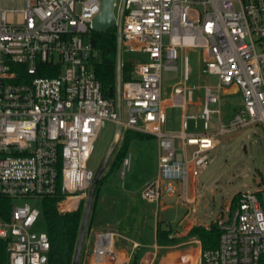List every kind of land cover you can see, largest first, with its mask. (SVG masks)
<instances>
[{
    "label": "built area",
    "instance_id": "built-area-1",
    "mask_svg": "<svg viewBox=\"0 0 264 264\" xmlns=\"http://www.w3.org/2000/svg\"><path fill=\"white\" fill-rule=\"evenodd\" d=\"M2 2L0 196L14 204L11 220L0 219V238L9 239L10 264H49V235L34 230L40 209L15 200L59 193L67 200L87 199L95 178L89 161L107 121L157 139L158 174L141 190L156 205L164 186L167 193H176L171 180H181L180 196L190 200L188 178L208 167L215 137L264 126V0H115L119 13L124 5L122 49L146 55L132 78L122 81L126 121L119 119L117 99L104 94L92 69L98 51L85 40L102 0H24L23 8L10 10ZM9 14L20 21H11ZM190 47L205 50L202 73L218 80L204 85L202 111L186 114L184 130L175 133L164 127V109L180 106L186 111L192 103L188 57L183 80L172 86L168 98L163 72L177 70L180 49ZM59 69L58 75H40ZM234 93L242 95L244 106L224 123L223 95ZM213 114L219 123L216 132H187L188 117L196 127L201 119L208 129ZM188 145L196 146L190 155ZM122 163L124 176L130 155ZM229 211L228 219L218 220V245L202 250L198 264H264V189L241 192Z\"/></svg>",
    "mask_w": 264,
    "mask_h": 264
},
{
    "label": "rangeland",
    "instance_id": "rangeland-1",
    "mask_svg": "<svg viewBox=\"0 0 264 264\" xmlns=\"http://www.w3.org/2000/svg\"><path fill=\"white\" fill-rule=\"evenodd\" d=\"M4 8L21 9L24 7V0H3ZM115 14L119 15V7H115ZM9 19L19 22L20 18H15L9 14ZM177 70H166L163 72L164 95L170 96L172 86L183 80L184 57H188L189 80L187 85L193 88L192 103L188 104L186 114L195 115L202 111L204 105V85L215 83L218 77L202 73L204 67L205 50L201 47L182 48L179 52ZM146 55L140 52L122 51V62L131 61L134 64L142 62ZM244 106V100L240 93L223 95L221 102L222 121L228 123L235 115L236 111ZM212 107H216L212 105ZM184 108L180 106H168L165 112L166 130L180 133L184 130ZM128 118V109L122 107V119ZM198 126H195V119H186L187 132L192 135L202 133H214L219 129L217 116L213 114L210 126L205 128L204 122L199 119ZM117 125L107 121L99 133L96 141L95 151L89 161V167L95 172L102 164L111 146L117 141ZM127 130L123 128L121 137L115 151L108 161V165L101 175L104 184L100 186L101 195L117 194L124 190H137L144 183L150 181L156 174L157 168V139L146 140L131 139L128 143L127 155L131 157L130 168L123 176V163L115 166V162L126 142ZM119 136V135H118ZM117 137V138H116ZM217 146L210 151L209 165L201 170L196 177L195 186L193 177L187 181L188 195H192L195 187L197 201L188 203L180 196L182 193L181 180H171L176 187L175 194H169L162 189V198L159 209V219L164 228H183L187 223L194 221L197 225H208L220 219L226 220L231 215L232 207L240 196L241 192H252L259 188L264 189V126L262 124L241 128L232 133L219 135L214 138ZM182 140L178 138L176 145L180 146ZM196 148L188 145V155ZM157 154V156H156ZM153 180V179H152ZM85 198V207L87 205ZM25 202L37 206L42 211L41 200L38 198H18L16 204ZM154 207V206H153ZM36 231H46L47 224L43 212L34 226ZM150 242L154 241L151 233Z\"/></svg>",
    "mask_w": 264,
    "mask_h": 264
},
{
    "label": "crops",
    "instance_id": "crops-1",
    "mask_svg": "<svg viewBox=\"0 0 264 264\" xmlns=\"http://www.w3.org/2000/svg\"><path fill=\"white\" fill-rule=\"evenodd\" d=\"M186 111L184 110V117ZM164 127L166 129L165 121ZM151 138L155 137L151 135L149 138L138 140ZM156 153L159 163L158 142ZM158 163L156 174L152 179L158 174ZM101 178V183L96 189L79 264H198L202 243L197 237L188 238L176 245L158 244L157 228L159 223L162 224L158 217L160 205L147 202L141 195L142 188L152 179L137 190H124L115 195L114 193L101 195L100 186L105 181L103 177ZM195 182L196 177H193L194 186ZM188 196L190 200L184 201L188 203L197 201L195 187L192 195ZM68 201L69 199H64L59 204L61 211L77 209L85 201V197L77 196L66 204ZM84 208H86L85 205ZM196 225L194 221H191L183 228L170 229L173 231V236L183 237ZM151 233L154 236L153 242L149 241Z\"/></svg>",
    "mask_w": 264,
    "mask_h": 264
},
{
    "label": "trees",
    "instance_id": "trees-1",
    "mask_svg": "<svg viewBox=\"0 0 264 264\" xmlns=\"http://www.w3.org/2000/svg\"><path fill=\"white\" fill-rule=\"evenodd\" d=\"M85 40L92 44L98 51V55L92 59V69L96 77L101 81L104 94L110 98H116L117 84V49L118 34L117 27H113L105 32L91 31L85 36ZM136 64L131 61H123L122 81H127L133 76ZM59 70L40 72V75L54 76L58 75ZM151 135L141 132L127 130L126 142L120 152L115 166L122 164L127 156L128 143L131 139H145ZM102 178L95 185L94 192L101 183ZM65 195L59 193L55 196H49L40 199L42 211L47 224V233L51 242L49 254V264H73L76 246L80 236L81 224L84 216V205L82 202L77 209L61 211L59 204L65 199ZM14 199L6 196H0V219L3 221L11 220L12 206ZM221 230L218 222L211 223L208 227L196 225L190 229L187 235L183 237L173 236L170 228L162 227L158 224L157 242L159 245H176L184 240L197 237L202 243V250L215 248L218 245ZM9 239L0 238V264L9 263Z\"/></svg>",
    "mask_w": 264,
    "mask_h": 264
},
{
    "label": "water",
    "instance_id": "water-1",
    "mask_svg": "<svg viewBox=\"0 0 264 264\" xmlns=\"http://www.w3.org/2000/svg\"><path fill=\"white\" fill-rule=\"evenodd\" d=\"M114 4L115 0H102L101 3V10L99 14L96 16V18L93 20L92 26L94 31L98 32H105L113 27H117V34H118V49H117V84H116V99H117V112L119 114V119L122 117V100H121V87H122V21H123V9L124 5L121 8V11L119 13L118 17V22L116 20V17L114 15ZM121 125H117V131L116 135L118 134L119 136L117 141L115 140L114 144L111 146L110 150L106 154L102 164L100 167L97 169L95 172V178L94 181L89 188L88 191V200H87V205L84 211V217L83 221L81 224V229H80V236L79 240L76 246V251L73 259V264H79L80 262V257H81V250H82V245L85 240L88 224L91 218L92 210H93V205H94V200H95V192L94 188L98 180L101 178V175L105 171L108 161L112 156V153L115 151V148L118 144V140L121 137ZM116 137V138H117Z\"/></svg>",
    "mask_w": 264,
    "mask_h": 264
},
{
    "label": "bare ground",
    "instance_id": "bare-ground-1",
    "mask_svg": "<svg viewBox=\"0 0 264 264\" xmlns=\"http://www.w3.org/2000/svg\"><path fill=\"white\" fill-rule=\"evenodd\" d=\"M75 197H71L70 199H69V201L66 203V204H68L71 200H73ZM72 205V204H71Z\"/></svg>",
    "mask_w": 264,
    "mask_h": 264
}]
</instances>
